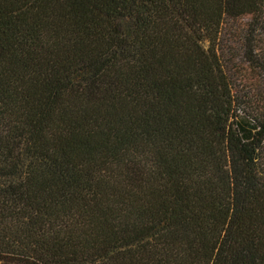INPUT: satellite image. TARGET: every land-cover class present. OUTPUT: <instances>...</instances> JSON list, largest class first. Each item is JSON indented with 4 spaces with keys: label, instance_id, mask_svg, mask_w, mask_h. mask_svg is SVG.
<instances>
[{
    "label": "trees",
    "instance_id": "16d2710c",
    "mask_svg": "<svg viewBox=\"0 0 264 264\" xmlns=\"http://www.w3.org/2000/svg\"><path fill=\"white\" fill-rule=\"evenodd\" d=\"M0 264H264V0H0Z\"/></svg>",
    "mask_w": 264,
    "mask_h": 264
}]
</instances>
